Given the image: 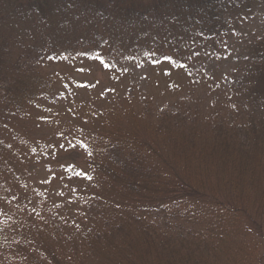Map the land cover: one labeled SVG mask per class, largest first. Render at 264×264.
Returning <instances> with one entry per match:
<instances>
[{"label":"trees","instance_id":"1","mask_svg":"<svg viewBox=\"0 0 264 264\" xmlns=\"http://www.w3.org/2000/svg\"><path fill=\"white\" fill-rule=\"evenodd\" d=\"M103 1L0 0V34L6 45L1 52L0 44V110L6 120L52 127L64 117L58 102L65 101L66 90L56 89L52 74L45 72L64 61L94 60L113 74L129 65L167 64L189 71L197 82L206 77L214 82L211 70L233 54L234 68L222 81L228 92L214 95L203 114L190 94L178 102L157 103L144 87L138 86V92L129 87L123 101H98L101 105L90 106L78 127L69 124L73 127L64 134L55 131V138L73 143L91 159L89 167L71 173L72 181H81L70 189L75 203L69 207L43 196L32 204L20 191L0 199L5 203L0 210V264L132 262L139 238H147L155 264H264V135L251 115L264 114V0H110L111 8ZM91 9L100 18L110 16L111 26L95 31L72 24L79 19L84 23ZM33 13L39 18L34 25L45 37L27 46L28 55L8 57L12 20L18 14L27 22ZM257 18L260 31L243 49V30ZM149 26L156 29L138 38L136 32ZM218 97L222 100L216 105ZM117 105L124 110L116 111ZM110 106L112 117L100 109ZM106 116L113 127L87 130V118ZM130 124L149 129L150 136L165 132L166 148L153 149L148 140L124 133ZM203 128L209 136L200 139ZM42 146L38 140L32 148ZM3 147L2 142L1 153ZM230 158L237 170L241 160L248 167L215 177V163ZM156 159L163 167H153ZM202 165L207 175L201 179ZM6 183L0 177V194L6 195ZM22 206H28L27 214L19 212ZM18 222L29 223L22 250Z\"/></svg>","mask_w":264,"mask_h":264},{"label":"rangeland","instance_id":"2","mask_svg":"<svg viewBox=\"0 0 264 264\" xmlns=\"http://www.w3.org/2000/svg\"><path fill=\"white\" fill-rule=\"evenodd\" d=\"M109 1L110 0H104L103 2L108 3ZM115 2L117 4H122L121 1ZM109 6L111 8L113 7V4L111 3ZM85 15L86 21H84V23L82 19H79L78 21L76 20L72 22V24H81V27L84 24L83 29L85 27H90L95 31H104L111 26V18L108 15L104 14V18H100L99 15L94 14L93 9L89 10ZM37 19L39 20L38 16L36 13H33L28 16V20L25 22L17 14L11 22L12 26L10 29H7L5 26L6 24H4L7 33L12 37V40L8 43V57L12 55L14 57H19L21 53H26L28 55L30 48H27V46L31 45L33 42L42 41L45 34L39 32L40 29L34 25ZM255 20H258V18ZM260 21L261 20L253 22L251 25L249 24L243 30V34L247 35L243 41V49L247 46L245 43L250 41L253 36L257 35V31H260L258 29ZM0 23L3 24L2 20ZM152 29L154 30L156 28L149 26V29L143 33L140 30H138V32L134 31V33L136 32V35L139 38V36L142 37V34L144 33L150 35ZM15 30L16 32L12 36L11 32H14ZM3 37L4 35L0 34V44L3 43L1 52L6 46ZM8 41L9 39L7 38L6 42ZM232 56L229 58V61H221L220 68H213L215 70H211L213 77H210V79L214 82H210L209 79H206L207 77L203 78L202 81L200 80L201 82H197L196 79L191 76L189 71L186 72L184 69H175L167 64L159 65L158 67L144 64L140 67L129 65L125 67V72L121 74H117V72L113 74L114 71L104 69L102 63L94 60H81V62L76 63L64 61L61 64H53L50 67H46L45 72L52 74V79H49L52 81L54 87L56 89L66 90L65 101L61 98L58 102V104L60 103L58 109L64 117L58 118L55 121V125L52 124V127L34 120H31L34 124L31 126L29 124L26 125L24 121L20 120L9 122L0 110V146L2 147V142L3 145H5V147L2 148L4 149L3 153L0 152V177L2 180L7 181L5 184V189H7L5 192L6 195L0 194V199L9 194L19 195L20 191V193L26 195L25 197H29L28 201L30 203L32 201V204L36 203L43 196H52L54 198L52 199L53 201L63 203V205L68 204L67 206L70 207L69 202L72 201L75 203V196L70 191L71 186L78 185V182H81L77 179L72 181L71 179L74 177L71 176V173L72 171H82L85 167H89L91 159L88 156L86 157L84 150L75 147L73 143H67L55 138V136H57L55 131L57 132L59 130L64 134L63 132L73 127L69 126V124L78 127L80 118L87 117L90 106L99 107V105H101L100 102L107 105L111 99H113V101H123L129 87L137 92L139 88L138 86L144 87L148 94L153 96L151 99L157 103L162 101L178 102L180 101L178 100L180 96L185 97V95L190 94V98L197 103V107L200 108V111L202 110L203 114H206L211 108V105L209 106L208 102H211L214 95L221 94L222 97H224V93L228 92V90L222 89L223 87H227L222 81L225 75L230 74V70L234 68V58ZM26 57L27 56L25 55L24 59ZM1 85L2 84L0 83V93ZM132 99L137 103L140 101L138 95L133 96ZM89 100V104H86ZM221 100L222 99L218 97V100L214 101V103L217 105ZM112 107L113 106L100 109L103 111L104 115L106 114L109 117H112L109 113L112 110ZM117 110L120 113L124 110V106L117 105L116 111ZM221 115L225 116L224 113H221ZM251 115L259 121L257 131L264 135V130L260 128L262 125V128L264 129V114L253 111ZM108 116H106L107 119L105 118L104 120H98L96 118H92L91 120V118H87V121L89 122L86 124L87 130H96L102 127L108 129V125L113 127L112 124H114V122L112 123V120H109ZM5 122H7V124H2ZM21 123L25 124L26 129L19 127ZM5 125L9 127L6 130L3 128L6 127ZM130 125H133L131 130H124V133L133 134L137 137L148 140L150 145L153 146V149L166 148L163 144V138L166 136L165 132H162L161 134H152L150 136L149 129L146 130L142 126H139V129H137L135 128L137 126L136 124ZM74 129L76 131V128ZM202 131L204 134L200 139L207 138L209 136L207 129L203 128ZM51 137L53 138L51 139ZM25 139L27 145L23 142ZM38 140L41 141L44 146L32 148L36 145ZM52 141H54V148H51L49 145ZM184 157V155L179 156L178 160L183 161ZM169 158L171 160L172 155ZM188 158L194 159L193 154H190ZM225 161L226 162L218 160L215 163V166L213 167V175H215V177H221L223 175L227 176V173L236 172L237 169L234 160L230 158ZM242 161L243 160L237 163L238 172L242 171L243 168L248 167L246 164L242 165L243 163H240ZM155 162L156 163L153 165L155 169L163 167V164H161L159 159H156ZM1 165H3L4 168H2ZM206 170L205 165H202L201 170L198 169V175L201 179L206 177ZM205 181H208V179H205ZM4 205L5 203L0 204V210ZM67 206L63 207L66 208ZM74 206L76 207V204H74ZM19 212L27 214L28 206H22ZM69 212L73 213L72 210H69ZM1 225L2 222L0 223V229ZM16 225L18 226L19 231L24 234L23 243L21 244L22 250L24 244L27 243L29 232V227L27 228V226L29 223L20 224V222H18ZM134 235H139L136 229H134ZM14 236H16V234L14 235L13 233V237ZM146 240L147 238H139L136 241L137 244L132 251V254L134 255L133 259L135 258V260L118 264H155L149 256V251H147L148 246L145 244ZM41 247V249L45 250V247ZM260 247L264 251V241ZM112 263L115 264L114 262ZM231 264L233 263L231 262Z\"/></svg>","mask_w":264,"mask_h":264}]
</instances>
